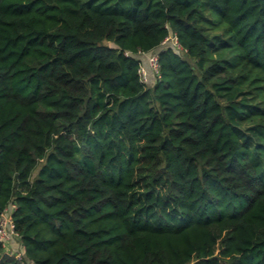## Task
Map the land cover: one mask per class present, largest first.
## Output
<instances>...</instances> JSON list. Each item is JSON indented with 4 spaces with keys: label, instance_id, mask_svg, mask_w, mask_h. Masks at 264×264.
Masks as SVG:
<instances>
[{
    "label": "trees",
    "instance_id": "16d2710c",
    "mask_svg": "<svg viewBox=\"0 0 264 264\" xmlns=\"http://www.w3.org/2000/svg\"><path fill=\"white\" fill-rule=\"evenodd\" d=\"M10 202L0 264H264V0H0Z\"/></svg>",
    "mask_w": 264,
    "mask_h": 264
},
{
    "label": "built area",
    "instance_id": "2783aa9c",
    "mask_svg": "<svg viewBox=\"0 0 264 264\" xmlns=\"http://www.w3.org/2000/svg\"><path fill=\"white\" fill-rule=\"evenodd\" d=\"M171 43L173 46L180 48V44L177 41L175 35L173 33H168V35L163 39L162 45L165 43ZM125 55H128V52H124ZM140 55H145V61L148 66V69L152 74H157L159 72V56L158 51H149L147 53H139ZM147 70L144 67L142 63L138 65L137 73L140 76V79L142 81L147 80ZM15 204L13 202H10L1 212L0 214V249L5 247L7 242H9L12 239L19 240L18 233L14 230L13 222L11 213L12 210H14ZM19 244V243H18ZM21 244V243H20ZM25 249L24 246L21 244L20 251L12 252V253H6L9 256L15 258L16 260H22V256L24 255Z\"/></svg>",
    "mask_w": 264,
    "mask_h": 264
},
{
    "label": "rangeland",
    "instance_id": "374dc122",
    "mask_svg": "<svg viewBox=\"0 0 264 264\" xmlns=\"http://www.w3.org/2000/svg\"><path fill=\"white\" fill-rule=\"evenodd\" d=\"M144 57H145V55H140L139 56V59L141 60L142 64L144 65V67L148 71V73H149L148 76L151 77L152 74H151L150 70L148 69V66L146 64V61H145V58ZM20 246H21V244H20L19 240L12 239L9 242H7V244H6L5 247H3V248L0 249V254H2V253H8L9 254V253H12L13 251L14 252H16L18 250L20 251Z\"/></svg>",
    "mask_w": 264,
    "mask_h": 264
}]
</instances>
